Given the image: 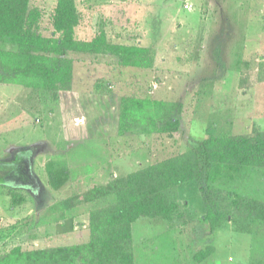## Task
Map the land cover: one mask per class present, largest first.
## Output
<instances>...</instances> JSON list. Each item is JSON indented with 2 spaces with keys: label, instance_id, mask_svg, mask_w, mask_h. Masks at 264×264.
Returning a JSON list of instances; mask_svg holds the SVG:
<instances>
[{
  "label": "rangeland",
  "instance_id": "rangeland-1",
  "mask_svg": "<svg viewBox=\"0 0 264 264\" xmlns=\"http://www.w3.org/2000/svg\"><path fill=\"white\" fill-rule=\"evenodd\" d=\"M58 1L28 0L30 35L45 49L61 38ZM73 4L81 49L64 51L69 90L6 83L12 70L0 61V258L44 251L36 264H86L68 263L65 251L89 242L87 199L208 137L264 132V0ZM110 46L136 51L141 65ZM0 51L17 47L0 42ZM132 99L169 104L167 119L178 126L148 133L121 125ZM205 172L168 192L177 206L168 219L150 229L136 221L135 264H264V167ZM200 188L219 215L214 232Z\"/></svg>",
  "mask_w": 264,
  "mask_h": 264
},
{
  "label": "trees",
  "instance_id": "trees-1",
  "mask_svg": "<svg viewBox=\"0 0 264 264\" xmlns=\"http://www.w3.org/2000/svg\"><path fill=\"white\" fill-rule=\"evenodd\" d=\"M54 15V25L61 38L45 49L30 35L28 0H0V42L17 47L16 52L0 51V61L13 74L4 82L46 90L70 89L72 64L63 56L64 51L71 47L81 49L73 41L76 20L73 0H59ZM109 49L111 53L125 56V60L137 55L131 49L117 46H110ZM140 57L139 54L136 57L138 60L132 63L140 66ZM168 107L169 104L163 101L132 99L127 101L122 111L120 123L133 124L148 133L169 132L172 127L178 126V121L167 119ZM225 164L264 167V132L256 136L208 137L198 149L132 172L113 182L109 191H101L87 199L85 202L113 195L115 203L90 212L89 242L69 247L65 251L68 263L80 259L86 264H133L131 223L140 218L168 219L177 207L168 199L169 191L190 181H200L205 171L209 176L207 171L211 165ZM200 192L208 215V229L214 232L218 228L219 215L213 211L211 200L207 199L201 188ZM48 254L32 251L28 256L14 250L0 258V264H24L27 257L36 264Z\"/></svg>",
  "mask_w": 264,
  "mask_h": 264
},
{
  "label": "crops",
  "instance_id": "crops-1",
  "mask_svg": "<svg viewBox=\"0 0 264 264\" xmlns=\"http://www.w3.org/2000/svg\"><path fill=\"white\" fill-rule=\"evenodd\" d=\"M191 181L190 182H187V183H184L182 185H191ZM115 203V197L113 195H109L107 197H103L101 199H96V200H93V201H90V202H85V205H83L85 207V209L88 211V216L90 215V212L94 211V210H97V209H100V208H103V207H106V206H109V205H112ZM97 204V205H95ZM142 219V218H140ZM144 219H147L145 223H147V225L149 226V229L151 228V225L153 224L154 222V219H158V218H144ZM139 220V219H138ZM136 220V221H138ZM134 222V223H131V226H130V237H131V248H132V251L134 252V243H133V226L135 225V223L137 222ZM144 237H142L140 240H139V244L140 246L143 245L144 243ZM133 255V264H135V259H134V254Z\"/></svg>",
  "mask_w": 264,
  "mask_h": 264
}]
</instances>
